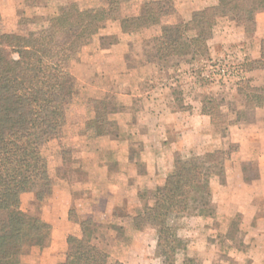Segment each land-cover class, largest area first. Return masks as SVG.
Returning a JSON list of instances; mask_svg holds the SVG:
<instances>
[{
    "label": "rangeland",
    "instance_id": "obj_1",
    "mask_svg": "<svg viewBox=\"0 0 264 264\" xmlns=\"http://www.w3.org/2000/svg\"><path fill=\"white\" fill-rule=\"evenodd\" d=\"M15 1L0 0V6L4 8L3 12L0 11L1 32L25 33L41 29L61 7L76 0ZM80 1L89 6L95 5L89 0L76 2ZM177 1L172 0L176 13L170 22L185 23L179 16ZM248 2L253 7L252 0ZM131 10L125 8L127 13ZM182 11L186 12L184 7ZM227 21L233 22L223 16L217 19L213 37L207 42L209 51L216 41L227 39L224 34ZM105 26L101 29L105 30ZM139 36L153 44L151 38L142 34ZM114 41L119 39L114 38ZM147 51L145 48L142 53L146 54ZM214 54L210 51L208 56L197 55L193 59L171 57L161 60L160 75L164 83L175 84L176 109L184 108L183 104L187 102L185 90L192 89L189 94L202 90L203 102L212 99L221 106L223 124L229 114L233 113V106L237 113V109L246 104L239 91L235 94L242 78L238 64L228 58L225 50L219 52L220 55ZM79 62L80 58L70 65L74 77L73 71ZM79 73L88 77L84 74L87 73L85 69H79ZM75 79L77 93L70 110V121L61 130L59 137L47 147L58 175L57 185L52 195L42 202L37 200L34 192L22 196V210L51 225L48 242L42 249L29 248L13 264L64 262L68 253V236L80 232L79 226L70 221L71 210L81 220H92L94 243L114 261L121 264H161L156 254L157 230L151 226L135 229L132 218L145 206L153 204L156 188L173 171L176 156L191 159L209 153L212 148L207 145L215 136L224 133L219 129L221 124L211 128L208 125L203 137L194 139H186L181 128L172 126L167 128V134L161 133L154 138L151 130H143L144 134L148 132V136L141 139L139 133L142 129L126 130L117 126L110 128V134L94 138L86 128L87 119L92 115L86 103L94 97H90L86 86ZM105 101L111 109L110 122L114 124V114L118 115L120 111L119 104ZM246 112L243 109L238 119H247ZM112 141L115 144L112 145ZM108 147L114 150L109 151ZM258 149L264 154V146ZM246 151L251 152L249 147ZM250 157L243 161L238 149L231 153V159L225 163L223 177L210 170L208 191L196 195L191 201L189 212L175 221L183 242L176 264H264V253L254 251V248H258L254 245L257 242L261 244L258 249L264 252V241L258 240L262 236L259 233L261 227H264V192L255 190L254 194L249 186L263 170L264 159L260 157L262 159L255 161ZM241 183L245 187L235 193V186ZM247 208L249 213H245ZM230 227L236 230V238L233 233L234 240L228 239ZM250 238L253 240L249 244Z\"/></svg>",
    "mask_w": 264,
    "mask_h": 264
},
{
    "label": "trees",
    "instance_id": "obj_2",
    "mask_svg": "<svg viewBox=\"0 0 264 264\" xmlns=\"http://www.w3.org/2000/svg\"><path fill=\"white\" fill-rule=\"evenodd\" d=\"M89 1L95 5L69 2L41 29L0 31V264H13L29 248L42 249L48 242L51 225L25 213L22 196L34 192L42 202L57 185L58 175L47 147L70 121L77 93L70 65L79 60L83 48L107 22L119 21L124 34L151 38L159 61L208 56L207 42L219 16L232 19L248 35L256 32L255 9L248 0H221L218 7L195 12L190 22L175 24L170 22L176 13L172 0ZM125 8L132 10L127 13ZM242 70L264 71V39L260 58L247 59ZM238 87L249 110L264 108V89L244 78ZM86 105L92 113L87 130L94 138L110 134L108 103L91 98ZM203 114L214 126L224 120L221 106L212 99L203 102ZM237 150L232 146L191 159L176 156L173 171L156 188L153 204L132 218L135 229L151 226L157 230L156 254L161 264L177 263L183 242L175 221L189 212L196 195L208 191L210 170L220 177L225 175V163ZM69 218L80 232L68 236V253L60 264H121L94 243L91 219L81 220L74 210ZM233 233L236 238V230L230 227L228 239L234 240Z\"/></svg>",
    "mask_w": 264,
    "mask_h": 264
},
{
    "label": "crops",
    "instance_id": "obj_3",
    "mask_svg": "<svg viewBox=\"0 0 264 264\" xmlns=\"http://www.w3.org/2000/svg\"><path fill=\"white\" fill-rule=\"evenodd\" d=\"M11 1L16 3L15 0ZM252 2L257 24L255 34L248 35L244 28L237 26L234 21H227L224 33L227 39L216 41L210 51L212 54H218L225 50L228 58L238 64L242 78L249 79L252 86L264 89V71L242 70L247 59L254 61L260 58L261 41L264 39V3L261 0H252ZM220 4L221 0H179L176 7L181 19L188 23L195 12L208 7H218ZM183 7L186 12L182 11ZM0 9L1 12L4 11L2 6ZM111 22H107L106 29H100V33L94 36L95 40L83 48L79 65L73 71L77 81L86 86L90 97L111 100L119 104L120 111L118 115L114 114V124L111 122V127L117 126L126 130L142 129L139 133L142 135L141 139L148 136V132L144 134L143 130H151L154 138L161 133L167 134V128L171 126L181 128L186 139L203 137L208 130L207 126L213 127L210 117L203 114V94H201L203 91L189 94L192 89L185 90L187 102H184V108L176 109L175 88H173L175 84H166L161 79V68L152 42L142 39L139 34H124L119 21L113 24ZM114 38H118L119 41L115 42ZM145 48L148 50L146 54L142 53ZM186 57L193 59L192 55ZM79 69H85L87 73L84 74L88 77L81 75ZM237 93L236 89L235 94ZM238 109L236 113L233 106V113H230L227 120L221 124V128L219 127L224 133L215 136L207 145L212 148L209 152L227 150L236 146L243 161L248 160L250 156V159L255 161L264 159V154L261 153L263 151L258 149L264 146V108L249 110L243 105ZM243 109L247 110V119L239 120L238 114ZM113 144L115 141H112ZM247 147L251 152L246 151ZM108 150L114 148L108 147ZM249 186L252 187L254 194L255 190L264 192V167L258 179ZM244 187L245 184L242 183L235 186V193ZM248 208L245 213H249ZM261 228L259 233L262 236L258 237V240L263 242L264 227ZM252 240L253 238H250L249 244ZM254 245L260 248L261 244L255 242ZM258 248H254V251L264 253L263 249Z\"/></svg>",
    "mask_w": 264,
    "mask_h": 264
}]
</instances>
